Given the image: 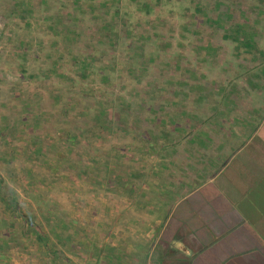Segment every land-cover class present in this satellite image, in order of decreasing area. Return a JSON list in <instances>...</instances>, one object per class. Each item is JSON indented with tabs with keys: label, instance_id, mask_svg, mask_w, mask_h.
<instances>
[{
	"label": "rangeland",
	"instance_id": "374dc122",
	"mask_svg": "<svg viewBox=\"0 0 264 264\" xmlns=\"http://www.w3.org/2000/svg\"><path fill=\"white\" fill-rule=\"evenodd\" d=\"M23 1L21 13L0 0V264H137L154 228L153 183L168 159L184 166L207 108L255 101L264 6ZM102 14L121 31L118 42L97 35ZM212 16L223 31L248 24L252 47L234 50L212 35ZM208 41L217 42L214 53ZM127 109L136 112L128 129ZM106 117L119 124L101 133L95 119Z\"/></svg>",
	"mask_w": 264,
	"mask_h": 264
},
{
	"label": "crops",
	"instance_id": "0c3cea01",
	"mask_svg": "<svg viewBox=\"0 0 264 264\" xmlns=\"http://www.w3.org/2000/svg\"><path fill=\"white\" fill-rule=\"evenodd\" d=\"M254 76L255 101L207 108L184 166L169 158L154 181L137 264H264V67Z\"/></svg>",
	"mask_w": 264,
	"mask_h": 264
},
{
	"label": "trees",
	"instance_id": "16d2710c",
	"mask_svg": "<svg viewBox=\"0 0 264 264\" xmlns=\"http://www.w3.org/2000/svg\"><path fill=\"white\" fill-rule=\"evenodd\" d=\"M15 6L20 10L21 13H24V9H23V5H24V1L23 0H13ZM112 1H116V0H112ZM259 3L264 6V0H258ZM74 5L76 6V8H81L83 7V3L80 2V0H75L74 1ZM86 3V0L85 2ZM103 5L105 4H93V9H97V12L100 10V8L103 7ZM216 5H219V3H216ZM198 7L202 6H196L195 11L204 16V14L206 15V12H202V10L198 9ZM29 11H31V7L29 8ZM105 12V11H103ZM21 15V14H20ZM118 15L117 12H115L114 16ZM209 21L208 24L210 25V27L212 28V35H217L219 39L221 40H231L232 44L234 45V50H239L240 46H243L244 48L248 49L250 47H252V44H254L250 39L255 36L254 33L252 32V30L250 29V26L244 23H240L237 21H234V23H232L231 25V29L227 30V31H223L222 30V26H220V22H218L220 19L219 18H215V16L212 17H208ZM100 19H101V23H104L105 26L102 29L101 27V23L100 25L97 27L96 31H97V35L100 36V38H102V40L107 39V43H115L118 42L121 38H122V33L121 31H117L114 28V24L113 22H109V20L105 19L104 14L100 15ZM216 30V31H215ZM75 31V30H74ZM240 36H242V38H240ZM67 37V36H66ZM97 41H101L100 39ZM255 42V41H254ZM216 43V44H215ZM212 43L208 41L207 45L205 46L209 51H212L213 53L216 51L217 49V42ZM256 43V42H255ZM204 47V48H205ZM61 76V75H60ZM63 78H65L66 80H69L70 78L66 75L62 76ZM193 99V97H192ZM98 109H100L101 112H105V107H104V102L103 100H100L98 103ZM134 111H128L124 110V116L126 118H128L127 124H126V128L128 129L129 127H131V123L129 125V122L131 121L130 117L131 116H135ZM98 119V118H96ZM95 122L97 126H95L96 130H100L99 132H110L113 131L114 129H116V124L118 122H115L116 120H111L108 117H106V121L101 122L99 120H96ZM148 122V121H147ZM82 123V122H81ZM119 124V123H118ZM78 162L81 164V167H83V164L81 160H78Z\"/></svg>",
	"mask_w": 264,
	"mask_h": 264
}]
</instances>
